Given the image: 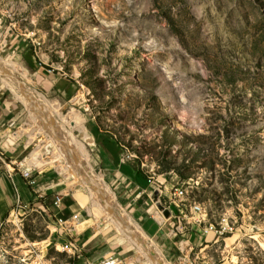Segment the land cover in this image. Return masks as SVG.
<instances>
[{"label":"rangeland","instance_id":"rangeland-1","mask_svg":"<svg viewBox=\"0 0 264 264\" xmlns=\"http://www.w3.org/2000/svg\"><path fill=\"white\" fill-rule=\"evenodd\" d=\"M0 92L20 112L0 126V177L56 170L116 223L125 214L90 158L97 125L233 238L229 264H264V0H0ZM52 233L43 210H15L0 264H70Z\"/></svg>","mask_w":264,"mask_h":264},{"label":"crops","instance_id":"crops-1","mask_svg":"<svg viewBox=\"0 0 264 264\" xmlns=\"http://www.w3.org/2000/svg\"><path fill=\"white\" fill-rule=\"evenodd\" d=\"M19 113L18 106L0 92V126L13 122ZM96 128V134L88 131L92 165L102 176L116 210L120 209L125 216L115 217L116 223L98 221L90 208V197L84 191L69 190V184L56 170L34 169L28 179L23 177V172L0 177V227L17 209L43 210L53 225L50 242L70 256V264H144L132 241V234L136 233L156 248L157 264H163V260L164 264H170L177 257L188 258L189 264H229L224 256L226 251L230 252L226 245H231L233 238L204 234L196 222L198 218L185 209L175 208L176 213L165 217L156 204L165 195L162 191L156 192L157 183L150 184L143 170L131 159L124 158L123 148L97 125ZM56 196L61 199L58 204ZM74 215L78 216V226L73 223ZM126 227L134 230L128 233ZM219 243L223 246L219 247L223 258L214 262L211 250ZM146 253L154 254L149 249Z\"/></svg>","mask_w":264,"mask_h":264},{"label":"built area","instance_id":"built-area-1","mask_svg":"<svg viewBox=\"0 0 264 264\" xmlns=\"http://www.w3.org/2000/svg\"><path fill=\"white\" fill-rule=\"evenodd\" d=\"M124 158L125 159H129L128 156L124 155ZM29 175H30V172L28 171H25L23 173V177L28 179L29 178ZM148 182L150 184H154V179L152 177H148ZM155 190L156 192L160 193L161 192V184H155ZM60 196H56L55 197V202L56 204H58L60 202ZM156 204H158L160 207H162L163 209H170L171 206H174L176 209H185L187 210V212L193 216V215H197L199 216L198 220L196 221L198 225L202 226L203 225V222H204V219L200 217V215L202 214V210L200 209H197V210H190L189 209V205L184 201V200H180L179 198V189H175L174 192H171L170 194H165L164 197L163 196H160L156 202ZM73 220H74V224L75 225H79L80 222H79V219H78V216L77 215H74L73 216ZM202 232L204 234H207V233H212L214 232L215 234H218V233H221V232H218L217 230H215L214 226L212 225H208V226H202Z\"/></svg>","mask_w":264,"mask_h":264},{"label":"bare ground","instance_id":"bare-ground-1","mask_svg":"<svg viewBox=\"0 0 264 264\" xmlns=\"http://www.w3.org/2000/svg\"><path fill=\"white\" fill-rule=\"evenodd\" d=\"M81 131H84V128L82 127V129H81ZM87 134V133H86ZM89 139V138H88ZM86 157H88L89 156V154H87L86 153V155H85ZM62 169V168H61ZM68 169L66 168L65 169V171H67ZM179 198H180V200H185V194H184V191H182L181 189H179ZM189 209L190 210H197V209H200V210H202V207L200 206V205H189ZM117 228V227H116ZM142 251V250H141ZM140 255H142L147 261H149L150 263H152V264H155L154 262H153V257H154V254H152V253H150V254H147V253H144V251H142V252H140L139 253ZM155 259L154 260H156L157 259V257H156V254H155V257H154ZM143 259V258H142ZM144 259V260H145ZM148 262V263H149Z\"/></svg>","mask_w":264,"mask_h":264},{"label":"water","instance_id":"water-1","mask_svg":"<svg viewBox=\"0 0 264 264\" xmlns=\"http://www.w3.org/2000/svg\"><path fill=\"white\" fill-rule=\"evenodd\" d=\"M159 210L163 212V215L165 217H168L171 212L176 213V209L174 206H171L170 209H163L162 207H159Z\"/></svg>","mask_w":264,"mask_h":264}]
</instances>
